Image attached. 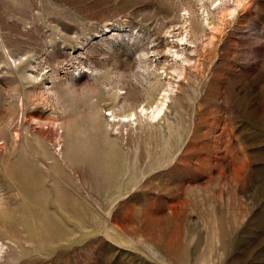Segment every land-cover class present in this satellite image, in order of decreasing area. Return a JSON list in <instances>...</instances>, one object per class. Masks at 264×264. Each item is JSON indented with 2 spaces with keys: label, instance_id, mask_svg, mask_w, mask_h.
<instances>
[{
  "label": "rangeland",
  "instance_id": "rangeland-1",
  "mask_svg": "<svg viewBox=\"0 0 264 264\" xmlns=\"http://www.w3.org/2000/svg\"><path fill=\"white\" fill-rule=\"evenodd\" d=\"M236 1L0 0V264H264V0Z\"/></svg>",
  "mask_w": 264,
  "mask_h": 264
},
{
  "label": "bare ground",
  "instance_id": "bare-ground-1",
  "mask_svg": "<svg viewBox=\"0 0 264 264\" xmlns=\"http://www.w3.org/2000/svg\"><path fill=\"white\" fill-rule=\"evenodd\" d=\"M240 0H237L236 1V4H240ZM232 12L234 11H231L230 13L232 14ZM167 100H168V96L165 95L162 97V99L159 100L158 104L156 105V107L154 108L153 112H152V118H157L159 117L165 110L166 106H167ZM114 109V108H113ZM148 110L147 106H142V109L140 111V113H144ZM23 112V111H22ZM111 115L109 117L112 118V120L114 121L118 116H116V114L111 111L110 112ZM138 115V112L136 111H133V110H130L128 112H125L123 115H122V120H121V123H126V122H131L133 120L136 119V116ZM109 122H111V120H108L105 122V125H104V128H105V133L107 134L108 136V124ZM66 135L65 137L68 138V147L69 148H73L75 144H77L78 142L81 143L83 141H79L78 140V137L80 136V132H81V129L80 127L78 126V121L75 120V121H72L71 123L68 124V126H66ZM18 135V134H17ZM16 135V136H17ZM109 142V141H107ZM84 145V144H83ZM57 147L58 149L56 150V153H55V156H53V158H50L49 156V153L46 151V146H45V142L40 139V138H37L35 140V145H34V148H35V151L40 153V151H42L44 153V156L46 157L45 159L49 162L48 165H49V168L53 169L52 172H54V174L52 175V182L54 181L55 182H58V183H64L65 182V179L63 178L62 175H60V170L59 168L62 167V165L65 163L64 166H69L71 164H73V161L71 159H69V157H64L63 156V153H62V150H63V147L61 146L60 142H57ZM109 154L106 156L108 159H111V160H114L115 158H110L109 157ZM111 156V154H110ZM126 156V155H125ZM74 157V156H73ZM72 157V158H73ZM113 157V155H112ZM106 158V160H107ZM74 159V158H73ZM105 160V159H103ZM124 160V159H123ZM116 161V160H114ZM129 161V160H128ZM136 162V161H135ZM105 164V162H104ZM110 164V163H108ZM113 164H115V162H113ZM107 165V164H105ZM132 165V164H131ZM135 164H133L134 166ZM51 166V167H50ZM60 166V167H59ZM111 166V165H109ZM108 166V167H109ZM114 167V166H113ZM135 167V166H134ZM12 172L11 174L13 173V171L15 172V170L17 171H24V172H28L29 174L32 172H36L37 171V174H38V178L41 179V183L43 182L46 183L47 181V177L48 175H45L43 171H41V169L35 164L33 163V161L29 158V157H23L21 158L18 162L15 163V165H13L12 167ZM10 168V169H11ZM49 168H45L47 170H49ZM133 168V167H132ZM56 183V184H58ZM60 191V189H58ZM53 191V190H52ZM56 193V191H55ZM58 193V192H57ZM60 195V194H59ZM58 195V196H59ZM61 197V195H60ZM59 197V198H60ZM58 198V199H59ZM61 200V199H60ZM59 205H60V210L61 211H65L63 205L59 202ZM64 208V209H63ZM68 212V211H67ZM67 212H64V213H67ZM0 213L1 214V218H2V222L6 225L7 221L9 220L10 218V214H9V211H5V209L3 210V208L0 209ZM70 214V213H69ZM12 216V215H11ZM69 216V215H68ZM13 218V217H12ZM8 226V225H7ZM54 226V225H52ZM56 229V228H55ZM54 227H53V230L52 232L55 230ZM57 230V229H56ZM55 233V232H54ZM57 233V231H56ZM6 239V238H5ZM11 243H13L17 249H19V245L20 243H18L17 241L15 242L14 239L11 240L10 238L7 240ZM2 245V244H1ZM5 246V245H4ZM3 250V249H2ZM20 252V251H18ZM20 254V253H19Z\"/></svg>",
  "mask_w": 264,
  "mask_h": 264
}]
</instances>
